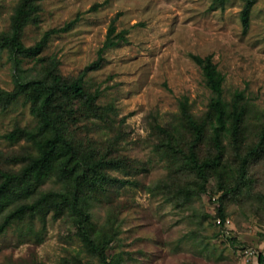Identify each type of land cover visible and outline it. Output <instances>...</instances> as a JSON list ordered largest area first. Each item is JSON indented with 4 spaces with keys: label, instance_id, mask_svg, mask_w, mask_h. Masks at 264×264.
Returning <instances> with one entry per match:
<instances>
[{
    "label": "rangeland",
    "instance_id": "obj_1",
    "mask_svg": "<svg viewBox=\"0 0 264 264\" xmlns=\"http://www.w3.org/2000/svg\"><path fill=\"white\" fill-rule=\"evenodd\" d=\"M24 3L34 10L19 40L41 47H0V170L17 177L0 224L28 210L1 233L0 264H102L100 251L107 264H264V144L253 152L264 119V0H255L246 32L241 0H0V38ZM113 19L127 40L96 64ZM191 53L212 56L229 108H248L238 142L226 136L206 181L187 164L194 138L179 107L186 97L202 120L213 97ZM54 73L81 77L84 95L74 111L51 94L47 109L74 154L42 165L53 132L32 111L40 99L17 81L50 86ZM195 151L199 163L216 155L209 128ZM76 187L95 249L68 204Z\"/></svg>",
    "mask_w": 264,
    "mask_h": 264
},
{
    "label": "trees",
    "instance_id": "obj_2",
    "mask_svg": "<svg viewBox=\"0 0 264 264\" xmlns=\"http://www.w3.org/2000/svg\"><path fill=\"white\" fill-rule=\"evenodd\" d=\"M27 1V0H26ZM242 8L240 11V20L243 28V32H246L249 28L250 22V12L255 0H241ZM223 2V0H221ZM34 10V7L29 3L23 4L17 10V13L13 19L12 32L10 35L3 36L0 38V47L9 46L14 52H21L23 54H36L41 43H37L34 47L25 49L20 40L19 33L23 25L28 20L30 13ZM118 16V14L116 15ZM115 16V17H116ZM115 19L112 20L111 25L108 28L103 45L98 51V60L95 62L99 63L102 60L103 52L111 47L118 46L122 42L127 40L126 34L127 29H122L116 31V26L114 24ZM192 60L201 68L203 78L206 86L213 93V97L210 99L208 108L204 114L202 120H197L188 110L187 98L183 97L179 100V107L183 117L184 125L193 135V143L190 146L189 154L186 157L187 164L190 166L199 178L207 180L208 172L211 170H216V168L221 164L222 158L225 153L224 139L229 134L233 137L235 142H238L239 137L242 135V128L245 115L248 111L247 104L232 103L231 107L224 101L222 97L223 90V74L218 70L217 65L213 62L211 55L201 56L199 54L191 53ZM17 87L19 91H25L29 88L30 96L32 101L36 104L39 99L40 103L35 106L32 111L40 116L43 124L50 127L53 136L50 139L44 141L41 144L42 159L40 163L43 165L50 159L51 156L63 154H69L70 157L73 156L74 150L68 140L62 135L60 129L55 126V121L50 115L47 106L49 105L50 96L54 92L63 95L71 105V110L76 111L81 106L78 101L80 97L84 95L82 87V78L79 77L72 82H67L63 77L57 73L52 76V84L50 86L46 85L42 81H29L26 83H21L17 81ZM8 97H12L11 94L7 93ZM238 98L243 97L241 93L236 95ZM95 99V96H89L85 102L91 103ZM79 102V103H78ZM83 105V104H82ZM207 128L210 129V140L216 151V155L210 161H204L199 163L197 160V154L195 148L197 144L205 138ZM161 129V128H160ZM167 134L171 135L169 132ZM259 144H256L253 148V152L259 151V147L264 144V119L261 126V136ZM68 159V160H69ZM69 162V161H68ZM67 165V163L65 164ZM77 170L76 167H69V172L72 174ZM0 177L2 182L0 183V203L4 198L7 197L8 193L12 190L13 185H15L16 176L8 174L0 170ZM69 207L71 211L77 216L76 224L79 234L88 243V245L95 249L96 245L92 240L89 232V214L85 212L80 207L79 194L77 187L72 193L70 199L68 200ZM221 205V204H220ZM32 207L30 209H34ZM28 207L21 206L16 212L8 215L4 221L0 224V235L6 228V226L11 222L13 217H21ZM218 218L221 219L222 223L225 221V214L220 206L218 209ZM99 255L101 257L102 264H107L105 254L100 251ZM263 256L259 254V260L262 261Z\"/></svg>",
    "mask_w": 264,
    "mask_h": 264
},
{
    "label": "built area",
    "instance_id": "obj_3",
    "mask_svg": "<svg viewBox=\"0 0 264 264\" xmlns=\"http://www.w3.org/2000/svg\"><path fill=\"white\" fill-rule=\"evenodd\" d=\"M218 222H219V223H222V221H221V219H220V218H218ZM224 222H225V221H224Z\"/></svg>",
    "mask_w": 264,
    "mask_h": 264
}]
</instances>
